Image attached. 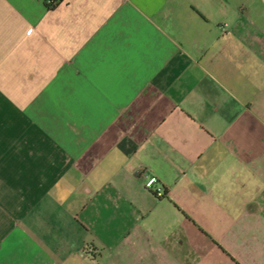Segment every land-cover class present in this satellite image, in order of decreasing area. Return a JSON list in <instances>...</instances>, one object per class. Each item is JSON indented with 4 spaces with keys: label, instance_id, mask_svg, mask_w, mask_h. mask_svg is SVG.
<instances>
[{
    "label": "crops",
    "instance_id": "1",
    "mask_svg": "<svg viewBox=\"0 0 264 264\" xmlns=\"http://www.w3.org/2000/svg\"><path fill=\"white\" fill-rule=\"evenodd\" d=\"M0 264H264V0H0Z\"/></svg>",
    "mask_w": 264,
    "mask_h": 264
},
{
    "label": "built area",
    "instance_id": "2",
    "mask_svg": "<svg viewBox=\"0 0 264 264\" xmlns=\"http://www.w3.org/2000/svg\"><path fill=\"white\" fill-rule=\"evenodd\" d=\"M158 183V178L156 176H151L147 179L145 186L148 190L153 189L158 196H162L164 192L162 187H157Z\"/></svg>",
    "mask_w": 264,
    "mask_h": 264
},
{
    "label": "trees",
    "instance_id": "3",
    "mask_svg": "<svg viewBox=\"0 0 264 264\" xmlns=\"http://www.w3.org/2000/svg\"><path fill=\"white\" fill-rule=\"evenodd\" d=\"M49 8H54L58 5L60 0H46Z\"/></svg>",
    "mask_w": 264,
    "mask_h": 264
}]
</instances>
